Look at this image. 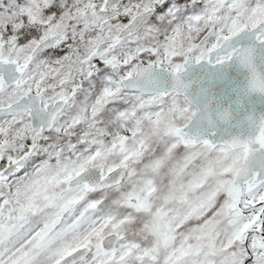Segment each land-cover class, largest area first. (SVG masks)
<instances>
[{"label":"snow or ice","instance_id":"obj_1","mask_svg":"<svg viewBox=\"0 0 264 264\" xmlns=\"http://www.w3.org/2000/svg\"><path fill=\"white\" fill-rule=\"evenodd\" d=\"M0 264H264V0H0Z\"/></svg>","mask_w":264,"mask_h":264}]
</instances>
